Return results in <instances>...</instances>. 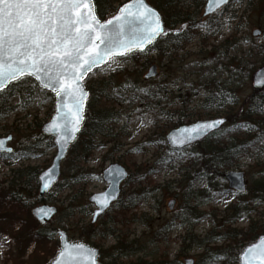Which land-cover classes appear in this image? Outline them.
Returning <instances> with one entry per match:
<instances>
[{"label": "rangeland", "instance_id": "obj_1", "mask_svg": "<svg viewBox=\"0 0 264 264\" xmlns=\"http://www.w3.org/2000/svg\"><path fill=\"white\" fill-rule=\"evenodd\" d=\"M159 1L162 4L163 0ZM204 4L203 0L162 4L165 25L171 11L179 10L198 21L189 41L174 44L172 37L182 27L171 23L173 31L163 34L158 46L113 57L89 75L93 83H105L106 90L98 95L95 86L88 97V108L109 109L113 121L109 131L88 137L94 148L86 159L79 158L82 139L77 142L76 138L62 162L59 181L42 200L35 197L33 184H23L25 177L16 179L15 171L34 167L40 173L51 165L57 148L54 138L44 134L42 127L54 114L55 94L30 77L9 87L6 102L0 98V136L12 135L9 145L14 148L12 153L0 152V264H46L50 259L51 244L44 239L38 243L31 237L37 221L32 209L43 203L57 207L47 223V229L56 232L54 240L59 241L58 231L65 230L72 240L79 241L95 209L89 197L106 189L103 171L115 162L130 173L122 183L121 200L133 193L141 196V202L130 210L116 203L96 221V231L106 224L113 227V220L121 221L115 223L116 231L120 230L116 234L91 239L90 244L107 256L101 264H110L111 254L116 264H150L156 256V263L168 259L186 264L187 259H193L197 264L203 249L190 240L184 244V236L190 233L202 239L214 230H245L251 220L261 218L259 202L251 200L249 193L238 194L230 188L225 177L228 171L211 170L200 146L172 149L166 140L174 128L217 117L228 120L222 141L233 137V121L240 123V112L255 91L253 74L264 62V55L253 49L264 42V0H231L207 18L202 17ZM256 30H260L258 35L253 33ZM152 65L157 66L158 74L146 79ZM211 93L223 96V104L205 107L204 100ZM262 116L258 118L261 128L252 126L236 137L239 142L248 139L249 150L230 170L243 171L248 187L264 173V112ZM20 188H25V204L11 210V195ZM190 189L195 193L188 196ZM190 197L203 203L198 208L199 216L191 222L177 220ZM172 200L175 203L171 209ZM169 220L173 227L167 240L154 243L153 232ZM86 231L89 234L92 229ZM117 235L122 244L135 242L142 252L130 255L125 248H113ZM240 239H221L214 245L242 248ZM211 264L229 261L221 256Z\"/></svg>", "mask_w": 264, "mask_h": 264}, {"label": "snow or ice", "instance_id": "obj_2", "mask_svg": "<svg viewBox=\"0 0 264 264\" xmlns=\"http://www.w3.org/2000/svg\"><path fill=\"white\" fill-rule=\"evenodd\" d=\"M208 2L211 10L212 6L219 8L228 0ZM90 4L91 0H0V93L11 81L35 76L43 88H50L64 101L57 108L58 113L67 109L58 117L62 123L52 125L67 133L64 143L72 138V132L79 130L83 118L87 98L82 87L84 77L108 58L127 56L132 48L143 51L157 36L167 34L159 15L144 0H132L119 9V15L103 23L92 13ZM82 9H88V13L84 14ZM129 18L137 27H126ZM218 123L222 122L178 130L170 141L179 145L190 143ZM0 152L11 149L4 148L0 141ZM95 199L102 208L108 206L107 197ZM73 250L80 256L87 253L90 264H95V250L86 249L83 244L65 246L56 264H61L65 257L66 264H83L82 260L73 261ZM244 256L247 264L254 261L264 264V242L249 247Z\"/></svg>", "mask_w": 264, "mask_h": 264}, {"label": "trees", "instance_id": "obj_3", "mask_svg": "<svg viewBox=\"0 0 264 264\" xmlns=\"http://www.w3.org/2000/svg\"><path fill=\"white\" fill-rule=\"evenodd\" d=\"M153 6H155L157 9H161L163 6V2H169L170 0H163L162 4H160L159 0H148ZM205 2V0H203ZM95 6H96V13L99 18L105 19L108 16L114 14L119 6L123 3L121 0H94ZM118 4V5H117ZM161 11V10H160ZM172 15V16H171ZM189 13H184L182 10L177 11L174 13V11H171L169 14V19L167 18L166 20V27H165V32L169 33L173 31V28L171 26V23L174 25L173 27L177 26L180 24L182 27L180 30L177 31V33L172 37L174 39V44H182L191 38L193 30L198 26V21L192 20L189 16ZM175 18L173 22H171L172 18ZM262 18L264 19V7L262 9ZM263 34H264V25H263ZM160 38L153 43L152 46H156L157 44H161ZM158 46V45H157ZM161 46V45H160ZM253 49L256 50L257 54L262 53L264 55V42L261 43L260 45L256 46ZM264 65V62L263 64ZM30 77L25 76L22 79H29ZM18 81V80H17ZM15 81L12 83L9 87L14 86ZM85 84L89 90V94H93L95 92V86H97V92L98 95L104 94L106 90V85L105 83H93L90 81L88 78L85 80ZM5 89L3 93H0V98H3V100L6 102L8 100V89ZM224 97L220 96L216 93H211L209 94L205 100L204 104L205 107L211 108L217 104H223ZM254 101H257L256 103H253ZM220 102V103H218ZM260 103V104H258ZM89 104L87 105V111H86V118L83 123L82 129L79 132V136L77 138V142L81 137V144L80 147L82 148L81 153L79 154V158H88L89 156V151L90 149L94 148L91 139L88 137L91 136V138L94 135L97 134H104L106 131H109L108 125L113 121L111 117V113L108 111L109 109L106 108H101V109H91L88 108ZM264 106V88L255 90L253 94L250 97V100L248 101V104H246V107L242 108L240 112V123L239 121H233L234 124V129L231 130V132L234 133L233 137L229 138L226 141H222L223 135L226 132V126H223V128L219 131H216L212 134H210L206 139L203 141L199 142L196 144V146L201 147V153L204 154V157L206 159V165L213 171L216 172H221L223 171H229L231 168L234 166L238 165V160L244 156L249 150V145L247 144V140L245 141H238L236 139L237 133L239 132H247V130H251L255 125H258L259 128H261L260 123L261 120L258 119L260 117H263L262 114L264 111H262V108ZM236 127V128H235ZM108 129V130H107ZM85 137V138H84ZM239 138V137H237ZM72 147V146H71ZM195 147V145H194ZM80 152V150H79ZM16 174V179L19 181L22 178H26L25 181H23V184L28 186V184H33L34 186L33 189L35 190V197L38 198L39 200H42L44 198L40 197L39 195V180H38V175L39 171L34 168H27V169H19L15 171ZM16 185H18L16 183ZM25 188H20L14 191L11 195L10 200V206L14 207L9 209L15 210L16 205L20 204H25L22 202L23 197H26ZM30 190V189H29ZM195 193L192 192L191 189L188 190V196L189 194ZM246 193H249L251 195V200L258 201L259 206L262 207L261 211V218L258 220H251L249 223L248 227L244 230H239V229H230L224 230L222 232L216 233V230L210 231L206 236H204L202 239H199L197 236L195 237L193 234H187L182 238V241L187 243V240H190L191 243H196L197 245L201 246L203 251L200 255V259L197 262V264H211L214 261H217L219 257L223 256L225 259H228L229 264H238L239 262V254L242 251V248L245 247V243L247 242H253L257 240L261 235L264 234V173L256 179L253 184L248 187ZM245 194V193H244ZM243 195V194H242ZM122 198L119 199L117 202L120 204V206L125 209H133L136 208L140 202H141V196L135 195L131 193L128 197H126L125 201L123 202L121 200ZM195 198L191 199L190 197V202L186 201L184 208L182 212L180 213L177 217V220H180L182 222H191L193 220L192 218H197L199 216V207L203 204L198 203V201L194 202ZM242 204V203H240ZM239 209L236 210L238 212ZM27 212H30L27 209ZM0 219H3V217ZM113 220V219H112ZM2 220H0L1 222ZM114 226L113 227H107V224L104 226L105 228L103 230H98L96 231V224L95 223H90L87 225V228L89 227L92 229L91 233H87L86 227L82 229V232L80 233V240L79 241H84L86 243H90L91 239L95 236H105L108 234H116L120 230L116 231L115 228V223L121 222V221H112ZM172 221L169 220L167 221L163 226L159 227L153 232V242L158 243L164 240H167V235L169 231L172 229ZM33 230H31V237L32 240H37V242H40V239H44L48 244H51L50 250H49V256L50 259L46 262L49 263L52 259L55 258L56 254L58 253V250L60 248V243L59 241L54 240V234L56 233L55 230H48L47 229V224L41 225L37 221H35V224L33 226ZM86 228V229H85ZM107 228V230H105ZM107 231L108 233H106ZM215 233V234H214ZM33 235V236H32ZM117 243L114 245L113 248H116L117 250H121V248L127 249V253L130 255H135L137 253L142 252L141 248L135 247V242H131L129 246L127 242L121 243V236H118ZM241 238L240 242L243 244L242 248L239 247L237 249L233 248L232 245H227L224 247H218L215 246L219 240L221 239H226L230 238V240L236 238ZM118 244V245H117ZM122 244V245H121ZM127 244V245H126ZM241 248V249H240ZM128 249L130 251H128ZM240 249V250H239ZM126 253V254H127ZM125 254V255H126ZM106 255H104L100 251V256L99 260L104 261L106 259ZM110 264H116L114 255H110ZM157 257V256H156ZM156 257L151 260L150 264H176L178 261L177 260H168L167 261H161L160 263L154 262L156 260ZM164 257V256H163ZM162 257V258H163ZM143 257H139L138 261L141 262ZM149 261H145V263H148ZM227 263V262H226ZM181 264V263H180Z\"/></svg>", "mask_w": 264, "mask_h": 264}, {"label": "water", "instance_id": "obj_4", "mask_svg": "<svg viewBox=\"0 0 264 264\" xmlns=\"http://www.w3.org/2000/svg\"><path fill=\"white\" fill-rule=\"evenodd\" d=\"M144 2L148 5L149 8H151L152 10H154L160 17L161 20V24L162 27L164 28V19L163 16L161 14V12L154 7L148 0H144ZM132 3V0H128L125 3H123L117 10V12L102 20L101 18L98 17L97 13H96V6H95V2L94 0H91V11L92 13L96 16L97 19H99L102 23L106 22L108 20H111L113 17L119 15V9L121 7H123L125 4H129ZM230 3V0H228V2L224 5H221L219 8H216L215 6H212V9L209 10L210 6H209V2L208 0H206L205 5H204V11L202 14L203 18H206L208 16L214 15L215 13H217L219 10H221L223 7H225L226 5H228ZM82 12L84 14L88 13V9H82ZM127 28H134L137 27V24L135 21H133L131 18H129V24L126 26ZM254 35H258L260 33V30H256L253 32ZM161 36V35H160ZM160 36H157L152 43L147 44L144 46V50L149 47L151 44H153L155 42V40H157ZM130 37H125V39H129ZM97 43H99L97 41ZM102 47V46H101ZM133 51H140L138 48H132L130 52ZM129 52V53H130ZM120 55H116L113 57H117ZM110 57L108 58L107 62L113 58ZM106 62V63H107ZM105 63V64H106ZM103 64V65H105ZM101 65V66H103ZM99 66V67H101ZM96 67V68H99ZM96 68H93V70H95ZM92 70V71H93ZM91 71V72H92ZM89 72L87 74V76L84 77L83 81H82V87L84 88V90L87 92V98L84 101V105H83V110H82V120L80 121L79 125H78V131H74L71 133V137L70 139H68L67 143H64V139L67 135V133L60 127H56L53 128L52 125L55 122L56 124H61L62 120L58 119V117L62 116V113L64 111H67V109H62L61 112H57V108L61 106V104L64 103L63 100H60L54 91H52L50 88L46 89L52 93L55 94V112L53 114V116L51 117V119L46 122L44 124V126L42 127V132L46 135L52 136L54 138V142L57 148L56 154L52 160L51 165L46 168L45 170L41 171L40 174L38 175V179H39V194L40 196H45L47 193H49L52 188L55 186V184L59 181L60 175H61V168H62V162L63 160L66 158L69 148L71 146V144L75 141L76 137L78 136V133L80 132L84 119H85V113H86V106H87V100H88V95H89V90L87 89L86 85H85V80L86 78L89 76V74L91 73ZM158 74V70H157V66L156 65H152L148 72L145 75L146 79H151L156 77ZM27 76V75H26ZM32 78L35 79V76H30ZM253 87L255 89H262L264 88V65L261 66L259 69H257L254 74H253ZM36 80V79H35ZM16 81V80H15ZM14 81H11L8 83V86L13 83ZM36 82L38 83V85L43 88V86L40 84V82L38 80H36ZM45 89V88H43ZM69 104H71V101L68 102ZM212 121H221L222 123H218L216 126H214L213 128L209 129L205 134L200 135L196 138H194L190 143H186L183 145H179V144H173L170 141V137L174 134L177 133L178 130H182L185 128H191L196 124H205V123H209ZM227 119L225 117H217V118H213V119H206V120H198L196 122L187 124V125H181L175 129H172L167 135H166V140L168 145L173 148V149H183L187 146H190L192 144H195L203 139H205L207 136H209L211 133L219 130L225 123H226ZM13 140V136L12 135H8V136H0V141H3L4 144V148L6 149H11V152H13L14 148L12 146L9 145V142H11ZM11 152H6V153H11ZM130 176L129 171L120 163L115 162L110 164L109 166H107L104 171H103V178L107 183V187L104 191L102 192H97V193H93L90 197H89V201L92 202L95 206V209L93 211V216H92V222L95 223L102 215H104L107 210L110 209V207L119 200L121 194H122V183L128 179V177ZM225 177L228 180L229 186L230 188L234 189L237 193H245L247 191V181H246V176L245 173L243 171H239V170H230L228 173L225 174ZM48 185L47 187H45V185ZM96 197H107V202H108V206L105 208H102L99 203L97 202V199H95ZM174 203L175 201L172 200L169 202V207L172 209L174 207ZM57 213V207L54 205H50L48 203H43L40 204L36 207H34L32 209V214L34 216V218L40 223V224H45L47 223L49 220H51L53 218V216ZM59 234V241H60V249L56 255V257L49 262L48 264H56V261L58 259H61L59 254L61 251L64 250L65 246H71V245H79V244H83L85 245L86 249H92L95 250L96 256H95V264H100L98 261V257H99V248L94 247L86 242L80 241V242H75L70 240L67 232L65 230H59L58 231ZM262 242H264V234L261 235L256 241L248 244L247 246L244 247V249L241 251V253L239 254V264H247V258L244 256V253L246 252V250L249 247L255 246L257 244H261ZM72 259L74 262L76 261H83V264H90L89 262V257L87 255V253H85L83 256L78 255L75 250H73L72 252ZM68 258L65 257L62 261L61 264H66ZM194 260L193 259H187L186 260V264H193ZM253 264H259V261H254Z\"/></svg>", "mask_w": 264, "mask_h": 264}]
</instances>
